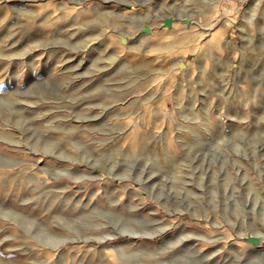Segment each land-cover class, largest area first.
<instances>
[{"label":"rangeland","instance_id":"rangeland-1","mask_svg":"<svg viewBox=\"0 0 264 264\" xmlns=\"http://www.w3.org/2000/svg\"><path fill=\"white\" fill-rule=\"evenodd\" d=\"M0 264H264V0H0Z\"/></svg>","mask_w":264,"mask_h":264},{"label":"bare ground","instance_id":"bare-ground-1","mask_svg":"<svg viewBox=\"0 0 264 264\" xmlns=\"http://www.w3.org/2000/svg\"><path fill=\"white\" fill-rule=\"evenodd\" d=\"M168 18V17H167ZM172 17H170V19H171ZM167 20V19H166ZM169 20V19H168ZM170 21V20H169ZM169 21H168V23H169ZM184 24H187L188 23V20L187 19H184L183 21H182ZM167 23V24H168ZM171 24V23H170ZM170 26V25H169ZM144 28H146V29H148V27L146 26H144ZM144 30V29H143ZM149 30V29H148ZM147 32V31H146ZM122 39V38H121ZM251 236V235H250ZM253 236V235H252ZM256 237V236H255ZM255 237H251L250 239H252L254 242L256 241V238Z\"/></svg>","mask_w":264,"mask_h":264}]
</instances>
